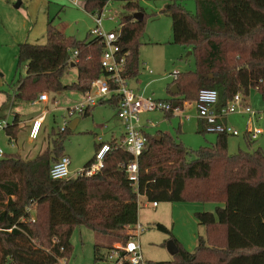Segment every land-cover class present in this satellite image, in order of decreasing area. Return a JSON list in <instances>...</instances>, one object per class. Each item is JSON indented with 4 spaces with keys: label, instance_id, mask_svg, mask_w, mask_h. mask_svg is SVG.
Instances as JSON below:
<instances>
[{
    "label": "trees",
    "instance_id": "16d2710c",
    "mask_svg": "<svg viewBox=\"0 0 264 264\" xmlns=\"http://www.w3.org/2000/svg\"><path fill=\"white\" fill-rule=\"evenodd\" d=\"M181 0H170L162 10L171 19L172 41L192 49L193 70L178 72L177 93L170 102L182 107L196 100L201 89H215L219 105L235 93L247 99L256 88L264 100V0H196V12L190 13ZM107 0H84L88 13L101 11ZM133 2L126 7L132 8ZM143 19L120 18L119 44L125 59L126 78L139 74L138 35ZM70 50L78 52L69 62ZM103 44L96 37L80 41L65 35L48 21L44 43L22 42L17 45L16 72L21 65L24 75L10 85L16 87L0 107V119L15 100L33 101L42 92L53 95L70 90L83 93L102 73ZM74 64L76 80L62 81L65 69ZM171 87V86H170ZM117 108V100H99ZM94 105V106H96ZM80 115H87L94 107ZM8 109V110H9ZM171 117L172 113H165ZM18 114L4 132L17 138ZM202 127V126H201ZM69 127L52 128L53 152L62 156V141ZM201 133L205 132L199 131ZM159 137L144 134L146 142L138 156L136 191L128 180L125 167L132 155L116 147L106 152L101 169L92 176L69 179L49 176L48 151L25 159L18 153L0 159V264H57L71 253L70 237L75 226L83 225L103 237L122 235L127 226L138 221L137 192L149 202H215L214 211H198L194 217L205 228L198 234L192 250L170 237L178 252L170 260L148 264H264V151L238 149L229 153L228 135L216 134L209 145L192 150L173 136L158 132ZM246 141L249 137L244 135ZM100 143L96 145V150ZM58 157V158H59ZM57 158V159H58ZM53 159V158H52ZM93 158L84 166L89 165ZM33 208L34 221H31ZM156 229L170 235L162 223ZM107 241L105 249L111 247ZM101 245L95 244L93 259L98 262ZM68 264V263H67Z\"/></svg>",
    "mask_w": 264,
    "mask_h": 264
},
{
    "label": "rangeland",
    "instance_id": "374dc122",
    "mask_svg": "<svg viewBox=\"0 0 264 264\" xmlns=\"http://www.w3.org/2000/svg\"><path fill=\"white\" fill-rule=\"evenodd\" d=\"M82 1V0H80ZM133 2L132 8H127V2ZM170 0H107L104 10V17L115 15L116 21H110L106 18L103 20L105 30H116L120 18L124 16H133L135 12H141L144 16L142 29L138 35L139 42V73L142 72L141 87L144 95L153 96L155 98H168V88L171 86L173 71L186 72L193 70L195 67V57L190 47L175 44L172 41L171 19L168 14L162 12L165 5ZM184 7L190 12H196V0H181ZM17 3V2H15ZM18 5V4H15ZM50 16L54 17L53 23L59 24L64 22V33L74 36L76 39L83 41L89 35V29L94 26V21L83 8H68L61 5H52ZM44 29L36 30L31 36V43H44ZM30 42V41H29ZM16 52L13 49L8 50L2 55L0 63V104L6 98V91L9 90L8 84L13 76L17 79L24 75L23 65L19 71L14 73V65L16 61ZM144 68L152 70V74L144 71ZM77 69L69 66L65 69L62 81L71 83L76 80ZM147 83V84H146ZM129 81V86L132 87ZM46 92V91H44ZM43 93V92H42ZM47 95L52 96L50 92ZM35 100V99H34ZM53 100L57 101L55 105ZM80 100V93L76 91L66 90L55 95L54 99L49 102L38 103L36 105L27 104L28 102L15 100L13 105L9 106L5 112L10 113V121L14 113H19L20 120L18 124L17 138L13 144L9 142L4 130H0V147L8 154L18 153L25 159L34 158L38 154L48 151L51 163L59 157L57 152H53L52 128L56 132L61 127L64 120L78 119L74 128L69 127L68 133L62 141V152L69 156L71 164L69 166L71 172L80 170L88 161H90L95 152L96 145L99 143L100 137L102 142H110L113 138H119L124 129L117 117L116 108L108 103L94 106L90 113L85 115L77 114L71 119L65 114L64 109ZM247 103L256 111L257 120L253 119L252 126L261 128L263 133L256 139L246 141L244 138L245 127L248 122V115H231L229 119L231 125L239 130V136H228L230 142H236L241 145L240 149L252 151L260 148L264 151V100L260 92L256 88H252L247 95ZM55 106L57 108H55ZM9 109V110H8ZM46 112V118L42 128L36 139L30 140L28 137L29 122L26 121L30 116ZM181 113L174 116L166 117L162 113L141 114L140 118L148 116L155 122L154 127H150L148 133L156 134L158 131L165 132L173 136L176 140L181 141L184 146L192 150L198 149L200 146L209 145L215 140L216 134L208 132H196L193 129L182 127V131L176 132L180 124ZM235 144L236 153L238 148ZM53 158V159H52ZM180 202H158L157 206H152L151 202L141 198V204L138 209L139 222L143 226L140 235V246L144 258L147 261H164L172 259V255L166 248V243L170 237H173L188 250L194 248V239L197 234L204 233V227L201 226L192 211H214L216 203L206 202L197 203L192 206L184 207ZM31 211L34 206H31ZM155 223H162L170 230V235L164 233L155 227ZM203 231V232H202ZM123 236L124 232L121 233ZM113 243L119 242L116 236L103 237L83 225L75 226L72 230L70 242L71 253L67 258L60 260L65 264H97L93 259V248L97 243L101 245L100 252L106 251L105 245L107 241ZM112 243V244H113ZM112 246V245H111Z\"/></svg>",
    "mask_w": 264,
    "mask_h": 264
},
{
    "label": "built area",
    "instance_id": "2783aa9c",
    "mask_svg": "<svg viewBox=\"0 0 264 264\" xmlns=\"http://www.w3.org/2000/svg\"><path fill=\"white\" fill-rule=\"evenodd\" d=\"M107 4V3H106ZM106 5L101 11L96 10L90 13L94 26L89 30V35L99 38L103 44V52L101 55V67L103 73L91 82L90 89L80 94V100L73 103L64 109L65 114L71 119L73 116L84 112L87 108L92 107L98 103L99 100H106L115 98L117 100V117L124 129L123 138L117 141V146L129 152L133 159L126 167L125 172L128 180L134 186L138 182V156L145 145L146 139L141 131L140 115L142 113L161 112L184 114V108L193 106L195 118L202 123V129L208 133H224L228 136H239L240 132L234 126L228 124L224 120L227 116L232 114L248 115V119L252 122L253 119L257 120V112L254 111L245 99L242 98L240 93H235L226 104L219 105V95L215 89H201L198 93L196 100L192 102L183 103L182 107L173 106L169 99L155 98L152 96H145L138 93L135 89L128 85L127 78L124 74L125 59L128 52H122L119 44V28L116 30H105L103 25L104 18L110 21H116L115 15L104 17V10ZM78 52L70 50L68 61L74 62L77 59ZM151 72V71H150ZM178 71H173L171 76L176 79ZM49 96L46 92L38 95L35 101L49 102ZM54 104L57 101L53 100ZM55 108H57L55 106ZM185 120H189L188 115H182ZM46 118V112H41L39 115L31 120L29 125L28 137L34 140L38 137L42 128L43 122ZM7 118L0 119V130L8 125ZM70 120H64L62 126L69 127ZM263 133L261 128L252 127L248 128L246 134L249 139H256ZM99 140V147L94 154V160L87 166H83L76 172H71L70 158L67 155L60 156L50 167L49 176L52 179H69L80 175L92 176L97 173L102 165L103 158L106 152H109L113 147L105 142ZM14 139L11 138L10 142L13 144ZM5 155V151L0 147V159ZM144 196L137 192L138 207L141 204V198ZM145 198V197H144ZM147 201V200H146ZM149 202V201H147ZM152 206H157V202H151ZM31 211V208H28ZM33 211H31V214ZM31 221H34V215H31ZM143 230L142 224L137 221L132 226H127L124 230L127 238L124 241L115 242L104 253H102L97 264H148L144 258L141 246L140 235ZM62 259V258H60ZM58 259L57 264H65V261Z\"/></svg>",
    "mask_w": 264,
    "mask_h": 264
},
{
    "label": "crops",
    "instance_id": "0c3cea01",
    "mask_svg": "<svg viewBox=\"0 0 264 264\" xmlns=\"http://www.w3.org/2000/svg\"><path fill=\"white\" fill-rule=\"evenodd\" d=\"M15 2H17V3H15ZM83 3H84V0H82V1H80V0H0V63H1V60L3 58L2 55H5L6 52H8V50L10 51V49H13V50L17 51V45L19 43H22L25 41L26 42H29V41L33 42L30 38L36 30L44 29L45 30L44 31V38H45V32H46V27H47L48 21H52V24L58 30H60L62 33H64V27H63L64 22H61V23L55 25L53 23L54 17L50 16V10H51L52 5L57 6V5L62 4V6L68 7V8L79 7V6H80V8L81 7L83 8ZM15 4H18V5H15ZM15 57H16V61H15V65H14V69H15L14 73L16 72V65L18 62L17 52H16ZM144 71L148 74L153 73L152 70L146 69V68H144ZM142 76H143L142 72H140L137 75V77H135V78H129V79L127 78L128 85H129V81H131L133 84H132V87L131 86L130 87L135 89L138 93H141V94H143V89H140L141 82H142L140 78ZM14 80H16L15 76H13L12 80L8 84L9 90L6 91V93H5L6 94L5 100L7 99L8 95H10V97L13 96V93H14V90L16 87L11 88L10 85L14 82ZM175 86L176 85L173 84V85H171V87L168 88L169 97L165 98V99H171L173 97V95H175L177 93V87H175ZM145 96H148V95H145ZM54 98H55V95L52 94V96H50V99H54ZM5 100L3 102H5ZM33 101H30L27 104L28 105L29 104L36 105L38 103H41V102H37V101H35V103H34ZM246 101H247V99H246ZM3 102H1L0 107L3 104ZM183 103H187V102H183ZM116 110H117V108H116ZM157 112L158 111L150 112V113H157ZM194 112L195 111H194L193 106H190L188 108H184V114L188 115L190 117L189 120H185L184 117H182V115H184L182 113H181V115H178V116H180L181 121H180V124L178 125L179 127L176 129L177 133L182 131L183 126H185L186 128H189V129H193L196 132L203 131V129L201 127L202 123L195 118ZM4 113H7L5 118H7L10 121L11 110H10V113H8V112H4ZM159 113H161V112H159ZM16 114H18V119L20 120L19 113H16ZM39 114H34V115L30 116L26 120L29 122L28 124L30 125L31 120ZM145 114H149V113H145ZM162 114H165V113H162ZM14 115H15V113H14ZM232 115H235V114H232ZM172 116H174V115L172 114ZM229 116H231V115H229ZM229 116H227V118L224 121L231 125V121L229 119ZM12 119H13V117H12ZM77 122H78V119H77ZM252 123L253 122H251L248 119L247 125L245 127V131L248 128L253 127ZM18 124H19V122H18ZM154 124H155V122L152 120L151 117L146 116L143 119L140 118L141 131L143 134H145V133L149 134L148 131H149L150 127H154ZM158 132H162V131H158ZM158 132L154 135H151V134H149V135L157 137ZM162 133H165V132H162ZM123 135H124V132L119 136V138H115L114 136H113V138H115V139H117V141H119L123 138ZM14 140H16V139H14ZM235 144H236V142H234V141L230 142L227 139V147H228L229 153L232 154V152H234L236 150ZM240 146L241 145H239L238 143L236 144V147L238 149L241 148ZM180 203H183L182 205L186 208L188 206L193 207V204L196 205L197 203H201V202H180ZM213 203H215V202H213ZM190 212H192L193 216H194V213L198 212V211H195V210L192 211L191 210ZM138 221H139V218H138ZM204 232H205V228H204ZM199 234H201V233H199ZM194 241H195V239H194ZM194 245H195V243H194ZM188 250H190V249L188 248Z\"/></svg>",
    "mask_w": 264,
    "mask_h": 264
},
{
    "label": "water",
    "instance_id": "95a60500",
    "mask_svg": "<svg viewBox=\"0 0 264 264\" xmlns=\"http://www.w3.org/2000/svg\"><path fill=\"white\" fill-rule=\"evenodd\" d=\"M133 18H134L135 20H137V21H141L142 18H143V14H142L141 12H135V13L133 14ZM71 66H74V64L71 63ZM175 87H176V86H175ZM76 123H77V119L73 120V121L69 124V127H70V128H74L75 125H76ZM157 137H159V136H157ZM166 248H167L168 252H169L172 256H174V255L178 252V248H177L175 242H174L172 239H169V240L167 241V243H166Z\"/></svg>",
    "mask_w": 264,
    "mask_h": 264
}]
</instances>
